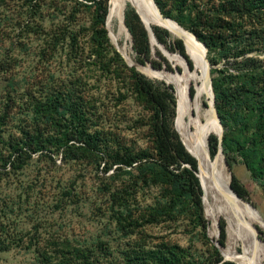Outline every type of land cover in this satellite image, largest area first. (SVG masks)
Listing matches in <instances>:
<instances>
[{
    "label": "trees",
    "instance_id": "obj_1",
    "mask_svg": "<svg viewBox=\"0 0 264 264\" xmlns=\"http://www.w3.org/2000/svg\"><path fill=\"white\" fill-rule=\"evenodd\" d=\"M188 1L154 0L165 18L176 22L192 33L199 43L202 42L205 45L207 59L212 66H216L222 59L228 62L229 59H232L231 64L235 66L234 71L227 68L212 70V75L219 72L218 76L212 78V89L215 108L224 130L221 142L222 153L225 162L231 167L233 162L231 154L235 151H244L242 154H249L246 161L247 168L250 171L261 170L264 173V149H262L264 147V69L255 58L243 56L254 50L253 38L258 39V45L264 49V39L262 36L256 35L255 29L249 38H245L239 28L223 23L218 16L210 15L209 17L201 10H197L196 14L192 16L194 10ZM253 3L257 5L256 9L263 10L264 15V0H253ZM36 4L40 12L44 10L51 13L54 19H56L54 14H60L63 22L60 25L59 33L52 36L47 47L40 54L43 57L54 59L57 49L64 50L66 45L69 48L67 53H78L77 59L74 57L73 63H79L80 70L97 75L96 90L93 92L91 88H87L86 82H83L84 78L75 76L72 71L67 72L66 78L59 82H56L54 76L51 75L52 78L47 80L44 86L45 95L34 99L31 104L33 130L24 133V136L18 140L7 143L10 151L8 159L3 161V156L0 153L3 167L10 164L14 170H21L26 159L36 153L43 156L48 155L47 157L61 153L65 161H80L91 153H97L100 156L104 154L106 156L105 171L113 166H117L118 170H121L123 166L130 167L135 172L134 182L141 186L138 188L139 190L147 189L150 184L164 188L160 199L156 200L155 206L146 207L141 215L132 213V209L128 208L129 203L119 204L125 210L124 212L116 210L114 215L115 223L123 236L137 234L143 222L150 224L152 220L154 222L158 219L174 221L180 216L186 215L196 218L205 235L209 220L205 215L204 205L202 206V186L196 177L199 172V162L184 144L185 149L183 141L181 142L176 131L179 117L176 112L177 102L173 86L164 81L149 78L137 71L135 67H128L120 53L110 44L106 29L109 0H36ZM66 6H71L68 15L62 13ZM228 6L229 15H237L241 12L239 5L231 3ZM86 10L92 11L90 25L88 27L81 25L75 29L78 15ZM143 17L149 20L144 15ZM122 23L123 25L125 23L124 27L126 26V31L131 37L132 50L137 63L140 65L148 63L154 70L172 71L169 62L174 66L181 67V72L158 73L169 83L176 80L179 77L177 75L184 77V72H187V82L184 77V82L180 85V94L184 109L193 114L194 105L196 111L197 101V85L193 80L194 88V83L191 81L195 67L194 53L190 50V54L181 40L176 38L171 41V35L166 29L150 26L156 40L167 48H161L165 57L156 51L157 58H154L148 32L134 8L130 6L125 8ZM41 31L43 32V30ZM85 38H88V50L79 46ZM237 41L240 45L239 51H236L235 48L232 50V45ZM155 47L157 45L153 44V49ZM79 49L80 51H78ZM174 51L177 53H173ZM239 57L241 59L238 60ZM113 89L115 95L111 92ZM129 99L137 103L140 102L150 112L148 126L151 151H113L110 148L109 140L103 133L104 127L101 122L105 106L103 101L122 103ZM1 110L0 124H3L7 119V114L5 107ZM174 119L176 130L174 129ZM204 134L208 153L213 158L218 151L217 134L205 124ZM13 155H16V165L15 162H10ZM251 177L264 190V181L261 178H256L254 173H251ZM230 185L240 198L247 199V190L234 175ZM234 196L236 197L235 194ZM238 202L250 217L257 218L246 205L248 203ZM204 208L209 212L205 206ZM252 209L255 212V208L252 207ZM145 210H147L148 218L144 219ZM226 221L224 213L220 211L212 238L217 230L221 249L228 248L231 229ZM242 224L258 234L257 226L260 225H248L244 220H242ZM258 241L264 248V243L259 238ZM11 246V241H0V252L9 250ZM99 246L105 247L106 245L100 242ZM249 246L243 243L239 244L238 253L250 257L252 249ZM212 250V258L204 264H235L231 261H223L216 247H213ZM93 252L88 247L76 250L82 264H95L96 258L92 259ZM130 253H126L128 264L199 263L188 251L182 248H170L165 244L147 250L142 249L136 254L133 250ZM63 264L74 263L66 259Z\"/></svg>",
    "mask_w": 264,
    "mask_h": 264
},
{
    "label": "rangeland",
    "instance_id": "obj_2",
    "mask_svg": "<svg viewBox=\"0 0 264 264\" xmlns=\"http://www.w3.org/2000/svg\"><path fill=\"white\" fill-rule=\"evenodd\" d=\"M188 2L194 10L192 16L197 10H201L209 17L218 16L223 23L239 28L245 38H249L255 29L256 35L264 39L263 10L256 9L257 5L253 0H189ZM231 3L241 7L239 14H228V5ZM168 4L170 5V2ZM127 6L134 8L129 0H109L106 18L107 36L110 44L117 52L118 50L121 52L128 63L139 64L135 61L129 35L122 23V15ZM70 8L71 6H66L62 13L68 15ZM54 16L56 19L51 13L44 10L40 12L36 0H0V110L5 107L7 114L5 122L0 124V153L3 161L8 159L10 153L7 143L14 142L23 137L24 133L33 130L31 104L34 99L45 95L44 86L46 81L52 78L51 75L56 82H59L66 78L67 72L72 71L75 76L84 78L83 82H86L87 88H91L93 92L96 90L97 75L80 70L79 63H73L78 53H67L69 48L66 45L64 50L57 49L54 59L41 55V51L47 47L52 36L58 34L61 29L62 16L60 14ZM77 19L75 29L81 25L88 27L92 19V11H83ZM170 35L171 41L176 39L177 35ZM228 35L230 36V32ZM253 40L254 50L243 56L255 58L264 69V49L258 45V39L253 38ZM87 41L88 38H85L80 42V48L88 50ZM234 48L239 51L238 41L232 45V50ZM156 51L161 53L155 47L152 51L154 58H157ZM123 60L130 67L124 58ZM229 62L222 59L216 66L210 64L211 83L213 76H218L219 73L215 72L212 75V70L225 68L230 71L235 70L234 64H231L232 59H229ZM169 64L173 70H166L167 72L182 71L181 67L174 66L171 62ZM136 70L149 78L160 77L159 74L146 68ZM88 75L90 76L87 77ZM178 78L182 81L184 77ZM111 92L115 95L114 89ZM209 92V86L205 85V93L201 99V108L204 111L210 108ZM174 94L176 99L175 90ZM205 100L209 104L208 107L204 104ZM103 102L105 106L103 105L104 115L101 122L111 150L151 151L149 110L140 102L131 99L122 103L109 100ZM100 109L102 111L101 107ZM176 112L178 115V104ZM194 114L195 105L193 114L183 108V122L191 130ZM204 124L207 127L209 125L204 120H200L203 134ZM176 131L186 145L187 139L180 132V119ZM243 152H233L232 166L229 167L226 163L225 167L230 178L229 184L234 175L248 192L246 202L249 204L246 205L250 208L253 206L255 213L263 222L261 223L258 218L250 217L233 194L241 220L248 225H260L257 226L256 237L264 243V190L251 177V173H254L256 178L264 181V173L261 170L250 171L246 166L249 154H242ZM95 154L97 153L87 154V158L80 161H65L61 153L50 157L36 153L26 159L22 169L18 171L11 168L10 164L4 168L0 160V241L12 242L9 250L0 252V264H63L66 259L74 264H82L76 250L85 247L94 251L92 259L98 260V262L95 260V264H128L126 253L133 250L136 254L142 249L147 250L162 244L188 251L194 260L199 262L197 264H204L212 258V248L218 243L219 232L218 235L216 232L212 238L209 233V212L204 207L205 215L209 220L208 222L204 217L208 222L205 235L196 218L186 215L174 221L158 219L154 222L152 220L150 224L143 222L137 234L123 236L115 223L114 211L125 210L119 204L129 203L128 208L132 209V213L141 215L146 207L155 206L164 188L150 184L147 189L139 190L141 186L134 182L135 172L132 168L123 166L118 170L117 166H113L105 171L106 156ZM15 157L16 155H13L10 162H15L16 165ZM215 157L211 158L209 155L211 161ZM146 214L147 210L144 211V219L148 218ZM100 242L106 246L100 247ZM241 243L249 245L243 241L236 242L237 252ZM221 253L228 259L224 250L221 249ZM240 256L249 258L241 254ZM259 263L264 264V250L260 246L255 258V264Z\"/></svg>",
    "mask_w": 264,
    "mask_h": 264
},
{
    "label": "bare ground",
    "instance_id": "obj_3",
    "mask_svg": "<svg viewBox=\"0 0 264 264\" xmlns=\"http://www.w3.org/2000/svg\"><path fill=\"white\" fill-rule=\"evenodd\" d=\"M129 1L138 11L141 18L148 27L149 25L153 24L161 28H165L173 36L175 35L179 36L183 40L189 52L191 50V52L194 53L195 67L193 72V80L197 85V101H196V111L195 114L193 115L195 117L193 120L194 123L192 130L189 129L186 126V124L183 122L184 107L183 104L181 103L182 101L180 94V85L184 82V78L182 79V81L181 78H178L176 81L172 80L173 84L172 83L171 84L174 86V90L176 93V100L178 104V116L180 119V132L182 136L185 139H187L186 147H188L192 151V153L199 162L198 180L200 181L203 190L201 196L203 203L202 205H204L210 212L209 233L211 234V236H213L215 224L219 218L220 211H222L225 215V220H227L226 223H228L231 229L228 240V248L227 249L224 248L222 250H224L228 259L235 262L236 264H255V258L259 251V246L263 250L264 248L258 242L256 237V232L252 229H248L243 226L241 220V214L234 199L233 193L230 190V184H229L230 178L227 174L226 167L222 160V156L218 154L214 160L211 161L209 159V155L206 148L207 140L200 126V120H204L212 128L209 125L208 127L213 132H215L217 136L219 135V127L217 125L216 120L212 116V110L209 108V110L204 111L201 108V99L205 93V85H206L205 62L203 59L204 50L201 45V42L199 43L196 40V37L192 33H189L188 31L180 28L179 25L174 21L170 19L162 20L160 17H158V15L156 14L153 8L152 3L149 0H129ZM142 14L148 19L154 20L157 23L145 19ZM142 68H146L157 74L161 72L168 73L166 71H158V70L150 69L148 65L143 66ZM184 73H185L184 77L187 82V72L185 71ZM209 95H210L209 103L211 105V99H212L211 91L209 92ZM237 200L241 202L240 199L237 198ZM249 209L262 223L263 221L258 216V214L255 213L252 210V208L249 207ZM225 232H226V226H225ZM242 241L248 243L250 245L248 246L252 249V255L249 258H244L240 256V254L236 251V242H242Z\"/></svg>",
    "mask_w": 264,
    "mask_h": 264
},
{
    "label": "water",
    "instance_id": "obj_4",
    "mask_svg": "<svg viewBox=\"0 0 264 264\" xmlns=\"http://www.w3.org/2000/svg\"><path fill=\"white\" fill-rule=\"evenodd\" d=\"M151 3H152V5H153V8H154V10H155V12H156V14L158 15V17H160L162 20H167V18H165L163 15H162V13L160 12V10H159V8L157 7V5H156V3L154 2V0H149ZM135 11H136V13L138 14V16L140 17V20L142 21V23L144 24V26H145V28H146V30H147V32H148V35H149V39H150V45H151V50L153 51L154 49H153V44H155V45H157V48L161 51V53H162V50H161V48L162 47H164L163 45H161L157 40H156V38H155V36H154V34H153V31H152V28H149L146 24H145V22L143 21V19L141 18V16H140V14L138 13V11L136 10V9H134ZM176 23V22H175ZM126 28V27H125ZM126 30H127V28H126ZM168 31V30H167ZM169 32V31H168ZM127 33H128V31H127ZM170 33V32H169ZM171 34V33H170ZM128 35H129V33H128ZM129 37H130V35H129ZM176 38L177 39H179V40H181L182 42H183V40L180 38V37H177L176 36ZM130 43L132 44V41H131V37H130ZM183 45H184V47H185V44H184V42H183ZM201 45H202V47H203V50H204V53H203V59H204V62H205V81H206V85L207 86H209V88H210V91H211V94H212V99H211V105L209 106L210 107V109L212 110V116H213V118L216 120V122H217V125H218V127H219V135L217 136V138H218V151H217V154L216 155H218V154H220L221 156H222V160H223V163H224V165L226 166V162H225V158H224V156H223V153H222V147H221V142H222V136H223V127H222V125H221V123H220V120H219V117H218V114H217V111H216V108H215V99H214V93H213V89H212V83H211V77H210V63H209V61H208V59H207V49H206V47H205V45L203 44V43H201ZM116 46V45H115ZM117 48V47H116ZM117 50H118V48H117ZM185 51H186V48H185ZM118 52L120 53V51L118 50ZM121 54V53H120ZM163 54V53H162ZM186 54H187V52H186ZM122 55V54H121ZM188 55V54H187ZM163 56H164V54H163ZM122 57H123V55H122ZM165 57V56H164ZM124 59H125V61H126V63L130 66V67H135L136 69H138L139 70V68H142L143 66L142 65H140V64H135V63H128V61L126 60V58L125 57H123ZM183 58V57H182ZM184 59V58H183ZM185 60V59H184ZM185 63H186V66L188 67V69H190L189 68V66H188V64H187V62H186V60H185ZM147 65L150 67V69H153L151 66H150V64H148L147 63ZM158 71H166L165 69H161V70H158ZM144 74V73H143ZM152 79H157V80H161V81H164L166 84H170L169 82H167V81H165L162 77H158V76H155V78H152ZM170 85H172V84H170ZM173 86V85H172ZM173 88H174V86H173ZM204 104L208 107V102L205 100V102H204ZM180 140H181V138H180ZM181 142H182V140H181ZM182 144L184 145V143L182 142ZM184 147H185V145H184ZM185 149H186V147H185ZM215 155V156H216ZM196 176V175H195ZM197 177V176H196ZM230 190L232 191V193H234L235 195H236V197L238 198V199H240L242 202H245V203H248V202H246V200H244V199H242V198H240L235 192H234V190L232 189V187H231V185H230ZM249 204V203H248ZM253 207V206H252ZM254 208V207H253ZM216 247H217V249H218V251L220 252V255L223 257V261H231V260H229V259H227V258H225L223 255H222V253H221V246L219 245V243H216ZM231 262H233V261H231ZM235 263V262H234ZM236 264V263H235Z\"/></svg>",
    "mask_w": 264,
    "mask_h": 264
}]
</instances>
